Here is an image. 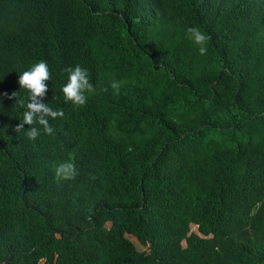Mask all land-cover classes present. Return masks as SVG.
Wrapping results in <instances>:
<instances>
[{
  "label": "trees",
  "instance_id": "trees-1",
  "mask_svg": "<svg viewBox=\"0 0 264 264\" xmlns=\"http://www.w3.org/2000/svg\"><path fill=\"white\" fill-rule=\"evenodd\" d=\"M41 60L64 117L32 141ZM0 264H264V0H0Z\"/></svg>",
  "mask_w": 264,
  "mask_h": 264
},
{
  "label": "clouds",
  "instance_id": "clouds-1",
  "mask_svg": "<svg viewBox=\"0 0 264 264\" xmlns=\"http://www.w3.org/2000/svg\"><path fill=\"white\" fill-rule=\"evenodd\" d=\"M188 39L198 48L201 55H206L208 43L211 39L197 26H190L186 29ZM68 73L66 84L62 87L64 101L70 102L75 107H84L87 104L88 95L94 94L95 88L90 81L87 69L76 65L65 69ZM52 78L50 68L46 61H39L33 64L28 70L19 74L18 84L20 89L28 92L27 103L23 99L19 101L24 109L22 120L14 126L16 133L23 132L28 140H36L41 134L52 136L55 128L49 120H56L64 117L62 109H53L44 98L48 92V81ZM7 95V94H6ZM16 97V92L11 93ZM25 125L28 126L25 131ZM55 178L57 181L75 180L79 175V169L72 160L61 161L55 166Z\"/></svg>",
  "mask_w": 264,
  "mask_h": 264
},
{
  "label": "rangeland",
  "instance_id": "rangeland-1",
  "mask_svg": "<svg viewBox=\"0 0 264 264\" xmlns=\"http://www.w3.org/2000/svg\"><path fill=\"white\" fill-rule=\"evenodd\" d=\"M193 229H195V226H193ZM139 248H142V247L139 245Z\"/></svg>",
  "mask_w": 264,
  "mask_h": 264
}]
</instances>
